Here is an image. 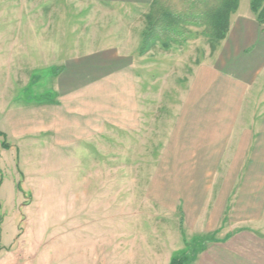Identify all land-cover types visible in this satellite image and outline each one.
<instances>
[{
  "label": "rangeland",
  "instance_id": "rangeland-1",
  "mask_svg": "<svg viewBox=\"0 0 264 264\" xmlns=\"http://www.w3.org/2000/svg\"><path fill=\"white\" fill-rule=\"evenodd\" d=\"M240 5L244 11L248 0ZM144 17L142 11L73 0H0V133L5 135L0 136V264H102L101 253L117 259L112 225L105 231L101 224L73 232L66 220L70 193L101 201L106 225L113 212H120L122 264L128 262L135 234L139 264L149 258L145 243H156L163 258L171 259L194 238L215 241L230 232L264 239V64L238 95L233 121L219 134L233 124L242 131L241 139L227 135L220 140L233 145L240 140L248 153L246 168L231 171L237 179L221 226L212 234L191 232L179 196L201 198V189L211 183L204 202L211 210L209 198L230 171L214 169L213 131L192 130L183 122L185 130L176 133L173 125L181 97L177 87L186 91L193 71L212 60L220 44L212 48L202 29L190 28L194 38L179 52H155L158 66L148 90L135 91L127 77L121 83L112 75L60 105L53 89L61 64L78 54L112 53L121 45L134 51ZM130 100H139L136 114H129ZM70 107L75 112L68 114ZM65 117L73 133L75 128L90 136L66 137L65 122L57 125ZM193 201L198 206L197 198ZM257 248L254 242L247 251L256 255Z\"/></svg>",
  "mask_w": 264,
  "mask_h": 264
},
{
  "label": "crops",
  "instance_id": "crops-1",
  "mask_svg": "<svg viewBox=\"0 0 264 264\" xmlns=\"http://www.w3.org/2000/svg\"><path fill=\"white\" fill-rule=\"evenodd\" d=\"M73 1L82 4L111 5L131 11H142L144 16L148 13L152 3V0ZM240 6L239 0V7L237 12L231 17L227 36L220 43L214 54V58L216 57V59H209L208 62L199 65L193 71V76L189 80L186 91H183L182 87H177V90L181 92V97L178 98L176 104L177 111L173 125L174 132L176 131L177 133L178 131L180 133L181 129L182 131L185 130L186 127L184 128L181 125L183 122H187V128H191L192 130L197 129V131H200L202 128H209L208 131H213L211 139H214L209 151L215 146L218 154V161L215 162L214 169L230 171L225 179L222 180L221 189L217 195L214 193L212 195L214 197L209 198V202H213L212 211L205 209L204 206L206 195H209L211 183L206 185L208 186L207 189H201V198L193 196L192 201H190L186 198L190 196L186 194L179 196V199H182L184 202L185 225L195 234H212L220 228L231 191L237 179L233 178V176L231 177V171L237 170L239 173V171L246 168L244 154L247 151L243 146L244 144L240 140L235 145L231 142L225 144L226 140H220L222 137L223 139L226 138L227 135L230 139L236 137L241 139L243 136L242 131L233 129L234 125L232 124L227 129L228 132L226 131V134L221 137L219 136L220 132L226 130V124H230V121H233L231 108L240 103L238 99L240 98L239 96H243L244 86H250L249 83L251 82L253 73L259 66L264 64V25L260 26L256 22L254 15L250 11L249 0L248 9L246 8L244 11H241ZM144 29L141 32V38L140 36L138 39L136 38L137 45L139 42L141 43ZM137 45L135 50H130L129 53L122 50L123 46L121 45V47H115V52L112 53L108 52L111 50H107L106 52L92 51L87 54L72 56L69 60L63 62L59 72L55 75L53 89L58 96L60 105L61 103L64 105L65 103L71 104L73 99L78 98L77 95L81 96L80 93L94 86H102L112 75H115L114 79H118L121 83L127 77L129 80L128 84L135 91L148 90L153 83L154 69H157L158 66V61L154 60L156 58L155 52L168 54L173 51V48L177 52L183 49L182 47H172L170 50L164 51L157 45L145 55H140ZM248 50H250V53L244 54ZM216 62L217 64L214 65ZM162 71L164 69L160 70L159 73L161 75ZM133 99L135 100V98ZM134 100H130L128 110L131 113L129 114H136L135 112L138 110L136 106L140 105L139 100ZM186 108L187 113L185 112ZM201 108H207L208 114L204 113ZM67 112L71 114L75 112V109L70 107ZM63 119L58 120L59 124L57 123V125L60 128L61 122H65V131L69 128L66 137L71 138L72 136L78 137L80 135L86 138L90 136L91 133L87 131H84L86 134L83 131L79 134L75 128L73 131L76 133H73L72 125L69 124L70 121L66 117ZM120 128L124 127L120 126ZM54 129L61 132L56 128ZM92 196V194L89 196L88 194H68L67 198L70 200L69 208L71 212L69 215L71 217H66V220L68 219L70 225H72L73 232L76 230V232L80 231L81 233L90 226L99 225L100 227L102 224L105 231V226L110 228L112 225V230H114V233H112L114 235L116 233L117 237L116 240L113 239L111 248H115L114 251L118 253V257L117 259H106L101 256V253L99 257L101 259L99 260H101L102 264H122L120 257V212L116 213L117 216L113 212L111 221L107 222L108 225H106L105 220H103L102 202L93 200ZM194 198H197L199 203L196 206L197 208L193 204ZM191 207L196 208L194 209L196 210L195 213L192 212ZM254 242L258 246L256 255L247 251L249 245ZM145 244V249L149 250V258L145 259L146 261L143 264H169V256L163 258V252L160 250V247L155 245L156 243L153 246H149L148 243ZM137 248L138 242L135 234L133 240H130L128 243V262L124 264L140 263L137 258ZM106 249L105 244H103V247L100 249L103 255ZM193 264H264V239L246 236L233 237L230 236V232H226L225 236L216 238L215 241L206 244L204 251L197 256Z\"/></svg>",
  "mask_w": 264,
  "mask_h": 264
},
{
  "label": "trees",
  "instance_id": "trees-1",
  "mask_svg": "<svg viewBox=\"0 0 264 264\" xmlns=\"http://www.w3.org/2000/svg\"><path fill=\"white\" fill-rule=\"evenodd\" d=\"M249 1L256 22L263 26L264 0ZM238 7L239 0H152L145 15L139 54L145 55L157 45L164 51L185 46L194 38L190 28L202 29L201 35L215 49L226 38ZM1 145L7 147L3 142ZM213 240L194 238L191 243L185 242V250L176 253L169 264H191L204 251L205 243Z\"/></svg>",
  "mask_w": 264,
  "mask_h": 264
}]
</instances>
